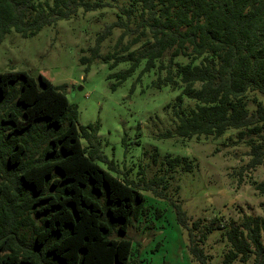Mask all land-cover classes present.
<instances>
[{
	"label": "trees",
	"instance_id": "trees-1",
	"mask_svg": "<svg viewBox=\"0 0 264 264\" xmlns=\"http://www.w3.org/2000/svg\"><path fill=\"white\" fill-rule=\"evenodd\" d=\"M102 8H117L115 19L96 34L91 56H82V63L100 58L114 67L127 61L129 66L115 73L112 88L142 60L146 71L157 66L165 72L158 76V86L181 88L174 103V129L163 136H220L235 129L236 142L250 147L248 166L264 165V0H0V40L12 29L33 36L79 9ZM116 28L121 33L113 51L101 54L102 41ZM136 44L140 46L131 49ZM14 84L17 88L11 89ZM183 97L195 100L194 107L184 109ZM0 110V135L26 137L25 143L13 141L6 152L0 151V202L6 198L12 208L11 215L0 211V264H129L132 240L125 235L133 219L148 210L141 190L167 198L162 192L165 178L146 181L141 176L134 183L99 165L95 159L103 157L95 140L97 125L78 128L76 105L42 74L0 72ZM52 126L57 131L46 138L39 155L23 161L31 146L39 148L31 144L37 142V131ZM165 162L170 168L192 167L186 157H167ZM9 169L26 195L24 209L35 212L40 225L20 217L24 211L17 208L18 196L7 184ZM256 189L264 194V179ZM171 204L188 228L192 257L205 264L210 256L200 245L209 228L195 240L201 221L188 224L180 203ZM261 205L264 216V200ZM29 225V235L20 231ZM262 230L260 216L230 221L222 264L245 263L251 254L255 264H264Z\"/></svg>",
	"mask_w": 264,
	"mask_h": 264
},
{
	"label": "rangeland",
	"instance_id": "rangeland-1",
	"mask_svg": "<svg viewBox=\"0 0 264 264\" xmlns=\"http://www.w3.org/2000/svg\"><path fill=\"white\" fill-rule=\"evenodd\" d=\"M116 11L117 8L79 9L68 19L42 27L33 36L25 37L12 29L0 40V72L22 70L34 76L42 74L60 86L69 103L77 107L78 128L97 125L95 140L103 159L95 160L104 169L134 183H138L141 176L146 181L158 176L165 178L166 188L162 192L167 198H157L151 191L141 190L146 199L144 207L148 210L133 219L125 235L132 240L129 264H200L189 251L188 228L177 218V209L171 200L180 203L188 224L201 221L195 240L201 231L209 228L200 245L210 256L205 264H222L229 248L224 233L230 221L238 224L247 215L264 218L261 205L264 194L256 189V184L264 179V165L248 166L250 147L243 141L236 142L235 129H228L220 136H163L162 133L174 129V112L178 110L174 103L181 88L158 86L156 80L165 72L157 66L146 71L142 60L131 75L112 88L117 83L115 73L126 69L127 61L114 67L100 58L81 62L82 56H91L96 34L115 19ZM120 33L121 29H113L102 41L101 54L113 51ZM139 44L131 49L138 48ZM167 60V56L163 58L164 63ZM175 60L185 61L183 57ZM17 86L14 84L11 89ZM182 99L184 109L194 107L195 100ZM65 124L66 121L59 128ZM56 131L55 126L39 129L37 142L31 143L39 148L31 146L23 161L30 156L37 157L48 142L46 138ZM13 141L25 143L26 137L19 134L9 139L0 135V151L6 152ZM82 143L86 144L84 139ZM176 156L186 157L192 167H168L166 158ZM14 172L8 170L7 184L18 196L17 208L24 211L20 217H30L33 225L38 226L40 217L23 207L26 195L23 196L24 192L15 182ZM0 211L11 215V201L7 203L4 198ZM31 228L29 225L20 231L29 235ZM261 234L264 243V230ZM26 242H30L29 237ZM233 264H255L254 255L245 263L237 260Z\"/></svg>",
	"mask_w": 264,
	"mask_h": 264
},
{
	"label": "water",
	"instance_id": "water-1",
	"mask_svg": "<svg viewBox=\"0 0 264 264\" xmlns=\"http://www.w3.org/2000/svg\"><path fill=\"white\" fill-rule=\"evenodd\" d=\"M78 88H81L80 86Z\"/></svg>",
	"mask_w": 264,
	"mask_h": 264
}]
</instances>
